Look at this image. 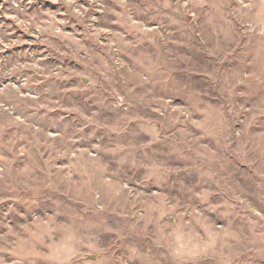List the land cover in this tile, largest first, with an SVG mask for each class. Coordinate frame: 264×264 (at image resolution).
I'll return each mask as SVG.
<instances>
[{
	"label": "rangeland",
	"instance_id": "rangeland-1",
	"mask_svg": "<svg viewBox=\"0 0 264 264\" xmlns=\"http://www.w3.org/2000/svg\"><path fill=\"white\" fill-rule=\"evenodd\" d=\"M0 264H264V0H0Z\"/></svg>",
	"mask_w": 264,
	"mask_h": 264
}]
</instances>
